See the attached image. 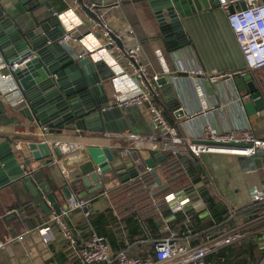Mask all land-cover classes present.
Instances as JSON below:
<instances>
[{
  "label": "crops",
  "instance_id": "crops-1",
  "mask_svg": "<svg viewBox=\"0 0 264 264\" xmlns=\"http://www.w3.org/2000/svg\"><path fill=\"white\" fill-rule=\"evenodd\" d=\"M42 1L51 3L52 7L59 12H63L70 7L69 0ZM97 2L100 3L101 0H97ZM42 12L43 16L49 14V10L46 8H43ZM78 13L83 14L80 11ZM108 13V18L115 27L120 28L127 24L133 27L137 40L142 46L143 62L147 64L151 73H158L161 76L178 73L176 79L172 78L175 83L174 88L166 84L161 85L157 100L164 106L166 114L177 125L181 135L197 141L196 137H198L203 123L207 119L221 130L233 129L239 125L249 123L254 127L257 136L264 138V111L249 115L244 103L251 99L239 100L241 94L249 91L247 89L238 91V87L234 83L235 77L237 74L249 73L251 70L246 68L245 60L228 22V12L225 9L219 5L211 6L209 9H203L189 17H185L183 24L190 44L173 52L166 47L155 13L147 0H121V5L116 8L112 7ZM91 24H93V21L87 22V26ZM87 26H81V31H86ZM194 66L201 67L209 74L225 76L215 80H201L200 83V77H193L180 72L181 68ZM101 70L105 79L102 78L97 85H100L104 92V94L102 93L103 97L113 101V73L107 65L101 66ZM252 74L260 83V93L264 99V68L263 73L256 71ZM198 83L202 87V95L198 93ZM0 93L2 94L1 90ZM202 100L207 101L209 107L215 105L217 108L208 117L199 114L197 117L191 118V113L200 110ZM6 103L7 116L11 119V123L4 124L0 119V137L10 136L14 138L15 143L21 141L23 148H26L29 142L42 139L44 126L29 120L15 110L25 102H21L18 107L8 101ZM176 104L180 106V109H176ZM137 107L138 110L134 114L128 111L133 124L131 130L143 133V131L152 129L151 115L146 106ZM180 110H184L185 114L183 116L178 115ZM45 137L51 142L59 140L72 143L82 142L85 146L101 147H109L114 140L112 137L105 136L103 132H79L77 129L63 130L61 133H50ZM25 153L28 157L33 158L29 151ZM165 155L166 160L172 158L170 153H165ZM166 160L164 165H166ZM195 160H198L204 169V176L199 183H194L193 178L187 174L191 166L197 165ZM40 165L41 162L38 160H33L31 163L34 169H38ZM159 165L157 164L158 167ZM77 167L76 165L69 169L63 168L69 175ZM157 174L162 182L171 189V192L184 190L185 194V191H187L185 187L191 186V193H195V199H203L202 190L205 188L228 209L236 211V209L252 203L251 186L254 183L264 182V156L255 159L223 153H203L201 157L179 164L175 175L176 177L182 175L186 179L182 187L176 189L171 187L170 179L172 177L168 170L161 168L157 170ZM121 184L119 180H113L105 184L104 192H99L95 198L90 195L84 196V198L92 199L90 202L91 216L105 213L110 216V220H115L118 223L120 216L116 210H112L110 192L122 186ZM140 194L144 196L138 199L137 197ZM130 196L136 198L134 207L131 210L136 212L134 218L143 229V233L130 239L125 228L118 230V241L123 242V245L118 251H114L112 248L114 253L131 247L143 257H147L152 254L151 241L167 236L168 229L177 232H184L189 229L191 236L196 233L194 238L190 239L192 244L205 241L208 236L226 232L220 231L217 234H207L206 238L197 240V237L200 234L203 235V232L196 230L192 221V224L189 223L191 215L188 211L195 210L200 213V216H205L208 211L203 206L197 203L195 204L196 208L189 206L190 209L183 212V221L174 223L175 216L171 208L164 204L158 209L149 198L143 185L133 190ZM56 200L63 205L66 203L61 191L56 193ZM166 210L169 212L166 213ZM160 213H162V216H160ZM146 218H153L154 221H157L158 229L153 230L151 225L145 221ZM47 220L48 216L41 213V209L34 208L19 211L10 187L0 188V264H83L77 248L63 239L57 228L44 235L45 237H51V241H43V234L39 233L38 230ZM66 220L75 231L79 242L88 238L91 232L94 231L90 225L88 226L89 218H86L81 210L73 211ZM260 223H263L260 230L263 232L261 236L264 237V214L258 217L246 218L241 225L239 224V229L246 231ZM182 225L183 227H181Z\"/></svg>",
  "mask_w": 264,
  "mask_h": 264
},
{
  "label": "built area",
  "instance_id": "built-area-1",
  "mask_svg": "<svg viewBox=\"0 0 264 264\" xmlns=\"http://www.w3.org/2000/svg\"><path fill=\"white\" fill-rule=\"evenodd\" d=\"M67 1V0H66ZM212 1V0H210ZM219 6L228 12V22L235 35L236 41L243 55L248 70L264 68V0H218ZM245 3L242 8L241 3ZM70 7L53 14L59 17L65 27V33L59 38V43L68 48L75 49V60L90 57L93 61H103L112 71V84L114 88L113 106L129 109L132 106H146L151 115L152 132L143 134L131 129L119 133L109 131L103 132L107 137L114 140L109 146L117 156L125 160L132 159L139 169V175L124 184L143 185L149 198L159 209L161 205H168L172 212H187L190 207L196 208L195 204L206 207L202 198L195 199L194 194L184 190L172 191L161 198H158L159 187L166 186L165 183H158L156 180L146 182L145 176L152 174L153 169L149 168L144 161L151 158L153 150H160L170 153L173 159L180 163L177 156L180 152H189L193 157H201L203 153H223L239 156L253 157L259 151H264V138L257 136L254 127L249 124H242L233 129L221 130L215 127L209 120L203 123L202 130L194 141L191 138L180 134L176 124L170 121L165 113L164 106L157 100L160 95L158 73H151L142 58V46L137 40L135 31L130 24L123 27H115L108 18V12L112 7H119L121 0H69ZM83 6L90 9L96 18L88 14ZM233 7L235 11L230 12ZM83 14H79L78 12ZM88 21L93 24L87 26ZM81 26H87L86 31H81ZM33 54L21 57L13 63L6 61L0 52V97L14 106H20L23 96L18 91L13 72L22 64L30 61ZM168 72V71H167ZM181 73L193 77H200L201 80H215L225 75H213L205 72L201 67H184ZM242 75L245 73H241ZM171 80L176 79L178 73L167 75ZM3 84V85H2ZM198 93L202 95V87L197 84ZM256 100L252 93L245 92L239 96V100ZM217 107L207 105V101H201L199 111L191 113L190 117L195 118L199 114L208 117ZM46 127L43 130L42 139L48 143L51 149L59 147L64 159L67 155L85 148L82 142L72 143L67 141H48ZM41 139V140H42ZM209 142L218 143L210 144ZM236 145H219L230 144ZM15 149H22L21 141L15 143ZM61 162V161H60ZM160 164L156 171L165 168ZM32 166L27 167L25 173H33ZM68 175L67 171L63 169ZM153 175V174H152ZM158 175V174H157ZM154 176V175H153ZM159 177V176H158ZM155 178V176H154ZM252 202L264 203V182L254 183L251 186ZM92 199L73 196L67 203V207L60 213L53 212L48 220L39 229L43 234V241H51V237H45L54 228H57L63 239L77 248L78 255L83 264H212L207 260L210 253L219 248L229 245L245 236L240 225L219 235H211L205 241L192 244L191 231L177 232L168 229V235L151 241L152 254L143 257L138 251L131 247L120 250L117 253L112 251L109 241L92 231L90 236L78 241L75 231L67 222L70 213L76 210L83 211L86 218L91 214L90 202ZM198 201V202H197ZM190 206V207H189ZM162 216V213H160ZM260 246L264 250V237L260 239ZM259 264H264V255Z\"/></svg>",
  "mask_w": 264,
  "mask_h": 264
},
{
  "label": "water",
  "instance_id": "water-1",
  "mask_svg": "<svg viewBox=\"0 0 264 264\" xmlns=\"http://www.w3.org/2000/svg\"><path fill=\"white\" fill-rule=\"evenodd\" d=\"M147 1L155 13L165 45L172 52L190 44L183 24L185 17L219 5L218 0ZM241 6L245 8V3L242 2ZM43 8L49 10L47 16L42 15ZM83 8L96 18L90 9ZM54 11L51 3L42 0H0V52L3 58L13 63L33 54L30 61L13 72L17 89L25 102L15 110L46 127L48 134L75 129L79 132L113 133L131 129L133 124L129 112L134 114L138 107H110L114 101L103 97L104 92L97 85L102 78L105 79L101 66L106 64L93 61L88 56L75 60V49L59 43L65 27L61 19L53 14ZM234 11L231 7L230 12ZM159 83L173 88L175 86L167 76H162ZM234 83L238 91L247 89L252 93V98H257L244 103L249 115L264 111V99L251 72L237 74ZM176 109H180L178 104ZM184 114V110L178 113L180 116ZM0 118L4 124L11 123L3 98H0ZM151 132L152 129L143 131L144 134ZM14 145V138L0 137V188L10 187L19 211L37 208L50 216L53 212L60 213L65 209L73 196L90 195L95 198L99 192H104L105 184L113 180L126 183L139 175V169L132 159L125 160L117 156L110 147L87 146L62 159L60 148L55 146L51 149L43 139L29 142L26 148L20 150L15 149ZM27 151L33 158L25 155ZM152 155L144 163L153 169L155 180L161 184L156 168L157 164L165 163L166 155L160 150H153ZM177 156L184 163L194 159L189 152H180ZM259 156H264V151H259L253 158ZM33 160L40 161L41 165L28 175L25 171ZM76 165L75 171L69 175L64 173V168ZM58 191L66 199L64 205L56 200Z\"/></svg>",
  "mask_w": 264,
  "mask_h": 264
},
{
  "label": "trees",
  "instance_id": "trees-1",
  "mask_svg": "<svg viewBox=\"0 0 264 264\" xmlns=\"http://www.w3.org/2000/svg\"><path fill=\"white\" fill-rule=\"evenodd\" d=\"M256 71L263 73V68L251 70V73ZM254 80L255 82L257 81L256 84L258 86V90L260 91L261 87L259 81L255 78ZM0 119L2 121V118ZM196 158L197 157H194V159ZM195 162L197 165L191 166L190 169H188L187 174L193 178L194 183H199L202 181V177L204 176V169L198 160H195ZM179 164L180 162L176 159H173V161H171V158L170 160H166L165 169L171 173L172 178L170 181L172 183V188L174 189L182 187L185 182L184 180L186 179L182 175L177 177L175 175V171ZM145 178L146 182L155 180L151 173L147 174ZM137 187H139V185L135 183L124 184L110 192L112 210H116L120 216L118 223L115 222V220H110V216L105 213L89 216L88 226L90 225L95 232L105 237L109 241L114 251H118L123 245V242H119L117 237L118 230L121 228H125L128 231L130 239H133L135 236L141 235L143 233V229H141V226L134 218L136 212L131 210L134 207L136 198H133L130 195L133 190L137 189ZM191 189L188 190V192H190ZM158 191V197L171 192L167 185L160 187ZM202 197L206 203V207L204 209H207L208 213L205 216H200V213L196 212L195 210H192L193 212L188 211V213L191 215L189 223L192 224L193 222L196 230L203 232V235L200 234L197 237V240L206 238L205 236L207 234H217L220 231H227L236 228L239 226V224L244 222L246 218L258 217L264 214L263 202H252L243 208L236 209V211H231L216 196L212 195L209 190L205 188L202 190ZM165 212L168 213L169 211L166 210ZM174 216V223L182 222L184 219V214L182 211L174 213ZM145 221L151 225L153 230L158 229L157 221H154L153 218H146ZM262 226L263 223H260L255 225L253 228H249L248 230L244 231L245 236L243 238L210 253L207 257V260L212 264H259L264 255V251L260 246L259 241L263 233L260 230ZM181 227H183V225ZM194 235L191 236V238H194Z\"/></svg>",
  "mask_w": 264,
  "mask_h": 264
},
{
  "label": "rangeland",
  "instance_id": "rangeland-1",
  "mask_svg": "<svg viewBox=\"0 0 264 264\" xmlns=\"http://www.w3.org/2000/svg\"><path fill=\"white\" fill-rule=\"evenodd\" d=\"M171 187H172V186H171ZM159 188H160V187H159ZM159 188H158V189H159ZM185 189L188 191V190L191 189V186H186ZM170 190H171V189H170ZM143 196H144V195L140 194L137 198H138V199H141ZM145 210H146V209H145ZM142 213H143V212H141V214H142ZM145 215H146V213H145ZM142 216H144V214H142Z\"/></svg>",
  "mask_w": 264,
  "mask_h": 264
}]
</instances>
